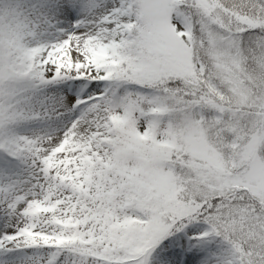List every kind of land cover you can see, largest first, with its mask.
<instances>
[{
    "label": "snow or ice",
    "instance_id": "6c2138e0",
    "mask_svg": "<svg viewBox=\"0 0 264 264\" xmlns=\"http://www.w3.org/2000/svg\"><path fill=\"white\" fill-rule=\"evenodd\" d=\"M0 264H264V0H0Z\"/></svg>",
    "mask_w": 264,
    "mask_h": 264
}]
</instances>
